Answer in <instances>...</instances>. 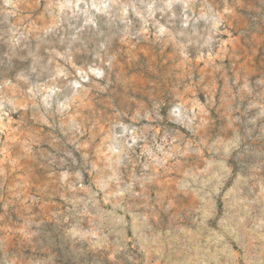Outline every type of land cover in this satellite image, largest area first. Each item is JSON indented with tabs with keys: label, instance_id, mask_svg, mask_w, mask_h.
<instances>
[{
	"label": "clouds",
	"instance_id": "9594fccd",
	"mask_svg": "<svg viewBox=\"0 0 264 264\" xmlns=\"http://www.w3.org/2000/svg\"><path fill=\"white\" fill-rule=\"evenodd\" d=\"M0 264H264V0H0Z\"/></svg>",
	"mask_w": 264,
	"mask_h": 264
}]
</instances>
